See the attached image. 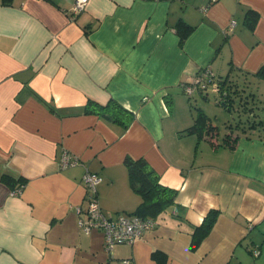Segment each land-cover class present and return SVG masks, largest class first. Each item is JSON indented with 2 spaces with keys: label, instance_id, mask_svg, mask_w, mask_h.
<instances>
[{
  "label": "crops",
  "instance_id": "0c3cea01",
  "mask_svg": "<svg viewBox=\"0 0 264 264\" xmlns=\"http://www.w3.org/2000/svg\"><path fill=\"white\" fill-rule=\"evenodd\" d=\"M72 3L0 0V264H264V120L254 111L264 0H88L77 14ZM206 67L234 84L226 109L247 114L221 136L201 104L216 144L206 129L186 130L194 100L207 96L189 97L183 83ZM88 102L117 104L128 125L86 111ZM63 152L78 163L61 168ZM140 158L177 195L152 229L111 253L102 231L79 225L82 176L101 177L105 215L131 214L141 197L125 160Z\"/></svg>",
  "mask_w": 264,
  "mask_h": 264
},
{
  "label": "trees",
  "instance_id": "16d2710c",
  "mask_svg": "<svg viewBox=\"0 0 264 264\" xmlns=\"http://www.w3.org/2000/svg\"><path fill=\"white\" fill-rule=\"evenodd\" d=\"M9 1L10 0H3L4 3ZM179 25L183 27H179V31H181V33L183 32L182 34H186L190 30L182 22L179 23ZM259 72L264 74V66L261 67ZM217 81L220 87V93L216 94L217 100L223 102V105L227 108L230 106L228 98L231 96V92H233L234 84L227 82L223 78ZM223 96H226L225 99L222 98ZM85 109L90 113H102L106 119L118 122L123 127L128 125L131 118V114L117 104L109 107L108 105L88 102ZM194 112V124L186 130L198 131L199 134H202L204 133L203 129H206V134L209 135H207V139L212 140V142L216 144V139L211 136V134L213 135V133H215L213 131L214 127L211 126L207 115L200 107L194 110ZM258 122L260 123L262 121L259 120ZM211 131H213V133ZM125 164L128 170L129 183L133 190L141 197L140 203L131 214L138 215L142 218L150 217L155 219V217L174 203L177 190L162 185L159 182L158 174L150 167L146 160L142 158L137 160L126 159ZM215 215L216 211H210L203 218L201 224L194 229L191 244L192 248H195L208 233L214 222ZM155 255L158 257L157 252H155Z\"/></svg>",
  "mask_w": 264,
  "mask_h": 264
},
{
  "label": "built area",
  "instance_id": "2783aa9c",
  "mask_svg": "<svg viewBox=\"0 0 264 264\" xmlns=\"http://www.w3.org/2000/svg\"><path fill=\"white\" fill-rule=\"evenodd\" d=\"M88 0H73L71 11L77 14L82 11ZM233 26V21L230 27ZM184 92L188 96H192L195 89L206 91L210 89L212 92L219 94L220 87L218 81L214 80L210 68L200 69L198 73L187 83H183ZM78 159L68 152H63L59 160L61 168L76 165ZM87 190V204L85 215L80 219L79 225L84 233H90L93 230H100L104 234V245L108 252L112 253L114 245L120 243H132L140 238L146 231L155 226L153 218H142L135 214L117 213L114 216H107L103 213L97 196L96 185L101 177L95 173L85 171L82 176ZM21 186L12 191L13 194L19 193ZM254 256H257L258 250L253 249ZM121 264H133L131 259L125 258L121 260Z\"/></svg>",
  "mask_w": 264,
  "mask_h": 264
},
{
  "label": "rangeland",
  "instance_id": "374dc122",
  "mask_svg": "<svg viewBox=\"0 0 264 264\" xmlns=\"http://www.w3.org/2000/svg\"><path fill=\"white\" fill-rule=\"evenodd\" d=\"M205 94L207 96V99L199 97L196 101L194 100V104L192 105L193 109L196 110L197 108L200 107L201 104H203V108H205L209 112L208 116L211 122L218 126L221 136H223V133L226 130L225 123L227 122V120L231 121L232 124L233 123L235 124L236 122L239 121L238 116H241L240 119H242V121L246 119L247 114H244L243 111H240L239 113L237 111H232V110L228 111L226 107L221 103V101L217 100L216 93L212 92L210 89H207L204 95ZM255 102H256V107L254 108V111L258 116L259 115L261 116L262 120H264V87H262L261 89L259 100L258 101L256 100ZM251 119L254 120L255 118H251Z\"/></svg>",
  "mask_w": 264,
  "mask_h": 264
}]
</instances>
